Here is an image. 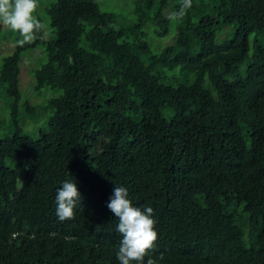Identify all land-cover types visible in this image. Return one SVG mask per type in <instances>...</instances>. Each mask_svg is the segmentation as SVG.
<instances>
[{
	"label": "trees",
	"instance_id": "obj_1",
	"mask_svg": "<svg viewBox=\"0 0 264 264\" xmlns=\"http://www.w3.org/2000/svg\"><path fill=\"white\" fill-rule=\"evenodd\" d=\"M180 3L39 0L45 29L0 58V264H119L115 186L153 209L157 264H264V0Z\"/></svg>",
	"mask_w": 264,
	"mask_h": 264
},
{
	"label": "clouds",
	"instance_id": "obj_2",
	"mask_svg": "<svg viewBox=\"0 0 264 264\" xmlns=\"http://www.w3.org/2000/svg\"><path fill=\"white\" fill-rule=\"evenodd\" d=\"M192 7V0H181L179 10L169 17L182 18ZM39 0H0V26L18 35L17 44H30L38 38L45 25L36 12ZM125 187L115 186L107 207L117 218L116 231L121 239L116 253L119 264H157L152 258L156 251L158 232L151 207L143 210L133 206ZM81 194L76 182L66 180L56 195V216L60 222L75 219V209ZM247 230H245L246 232ZM16 234L13 235L15 237ZM147 258V259H146ZM159 259H163L161 254Z\"/></svg>",
	"mask_w": 264,
	"mask_h": 264
},
{
	"label": "rangeland",
	"instance_id": "obj_3",
	"mask_svg": "<svg viewBox=\"0 0 264 264\" xmlns=\"http://www.w3.org/2000/svg\"><path fill=\"white\" fill-rule=\"evenodd\" d=\"M1 27V34H0V58L6 56L9 52H11L14 49L15 46V37L18 35L9 29L0 26ZM6 40H3L5 39ZM8 38V39H7ZM10 38V39H9ZM153 40V37L151 38ZM159 45H165V42L163 39L156 41ZM25 55V54H24ZM37 58V59H36ZM39 58L35 56L32 53L26 54L20 64V85L21 90L23 91V95L27 99H31L33 102L37 103V99L32 98L34 93V80L31 75V70L34 68H37L39 65ZM33 69V70H34ZM41 98L40 99H47V98H56L61 95L60 91H52L49 89H42L41 90ZM37 98V97H36ZM4 101L3 99H0V118L3 116L1 112L4 110ZM8 118V115H7ZM8 133H3L0 131V137L6 136Z\"/></svg>",
	"mask_w": 264,
	"mask_h": 264
}]
</instances>
